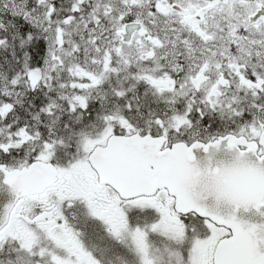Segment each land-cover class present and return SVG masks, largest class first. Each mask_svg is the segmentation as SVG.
<instances>
[{
    "label": "snow or ice",
    "instance_id": "6c2138e0",
    "mask_svg": "<svg viewBox=\"0 0 264 264\" xmlns=\"http://www.w3.org/2000/svg\"><path fill=\"white\" fill-rule=\"evenodd\" d=\"M0 264H264V0H0Z\"/></svg>",
    "mask_w": 264,
    "mask_h": 264
}]
</instances>
